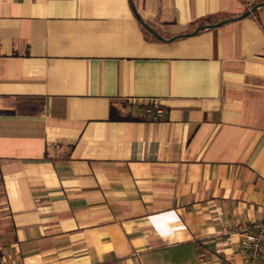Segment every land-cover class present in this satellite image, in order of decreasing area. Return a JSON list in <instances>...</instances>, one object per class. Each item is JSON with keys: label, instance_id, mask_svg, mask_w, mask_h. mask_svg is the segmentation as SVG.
Instances as JSON below:
<instances>
[{"label": "crops", "instance_id": "obj_1", "mask_svg": "<svg viewBox=\"0 0 264 264\" xmlns=\"http://www.w3.org/2000/svg\"><path fill=\"white\" fill-rule=\"evenodd\" d=\"M262 218L264 0H0V264H249Z\"/></svg>", "mask_w": 264, "mask_h": 264}, {"label": "built area", "instance_id": "obj_2", "mask_svg": "<svg viewBox=\"0 0 264 264\" xmlns=\"http://www.w3.org/2000/svg\"><path fill=\"white\" fill-rule=\"evenodd\" d=\"M164 114L163 107L158 102H147L143 106L142 116L148 120H158ZM225 243L231 242L235 232H247V256L249 264H264V218L241 223H233L223 228Z\"/></svg>", "mask_w": 264, "mask_h": 264}, {"label": "trees", "instance_id": "obj_3", "mask_svg": "<svg viewBox=\"0 0 264 264\" xmlns=\"http://www.w3.org/2000/svg\"><path fill=\"white\" fill-rule=\"evenodd\" d=\"M201 28V27H200Z\"/></svg>", "mask_w": 264, "mask_h": 264}]
</instances>
